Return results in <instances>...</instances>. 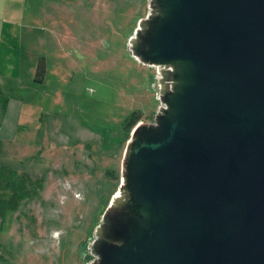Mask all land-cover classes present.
<instances>
[{
    "label": "water",
    "instance_id": "water-1",
    "mask_svg": "<svg viewBox=\"0 0 264 264\" xmlns=\"http://www.w3.org/2000/svg\"><path fill=\"white\" fill-rule=\"evenodd\" d=\"M156 70L89 264H264V0H148L128 40Z\"/></svg>",
    "mask_w": 264,
    "mask_h": 264
},
{
    "label": "rangeland",
    "instance_id": "rangeland-1",
    "mask_svg": "<svg viewBox=\"0 0 264 264\" xmlns=\"http://www.w3.org/2000/svg\"><path fill=\"white\" fill-rule=\"evenodd\" d=\"M147 7L148 0H25L21 68L2 90L23 100L12 137L0 142V172L41 181L2 218L0 264L92 259L88 243L119 182L123 119L136 109L147 122L158 108L155 67L128 47ZM38 58L44 72L34 80L28 62Z\"/></svg>",
    "mask_w": 264,
    "mask_h": 264
},
{
    "label": "crops",
    "instance_id": "crops-1",
    "mask_svg": "<svg viewBox=\"0 0 264 264\" xmlns=\"http://www.w3.org/2000/svg\"><path fill=\"white\" fill-rule=\"evenodd\" d=\"M24 10L25 0H0V142L12 137L18 124L20 104L23 100L15 99L11 95L5 96L3 91L10 72H17L21 68L19 52L22 32L19 27ZM35 65L36 61L29 59L28 68L34 70Z\"/></svg>",
    "mask_w": 264,
    "mask_h": 264
},
{
    "label": "trees",
    "instance_id": "trees-1",
    "mask_svg": "<svg viewBox=\"0 0 264 264\" xmlns=\"http://www.w3.org/2000/svg\"><path fill=\"white\" fill-rule=\"evenodd\" d=\"M44 72V66L42 65V59L36 60L34 69L35 80H40L42 73ZM140 120V112L138 110H132L122 122V126L126 131L125 140L129 136V132L132 126ZM6 175L3 176L0 172V189H6L8 194L6 197H0V227L4 214L9 210H15L21 203L28 200L36 189L40 187L41 179L39 177L32 178L28 173H20L18 175Z\"/></svg>",
    "mask_w": 264,
    "mask_h": 264
},
{
    "label": "built area",
    "instance_id": "built-area-1",
    "mask_svg": "<svg viewBox=\"0 0 264 264\" xmlns=\"http://www.w3.org/2000/svg\"><path fill=\"white\" fill-rule=\"evenodd\" d=\"M139 121V120H138Z\"/></svg>",
    "mask_w": 264,
    "mask_h": 264
}]
</instances>
